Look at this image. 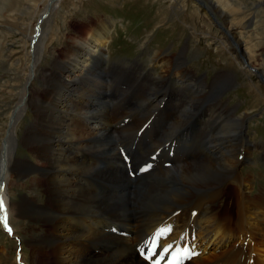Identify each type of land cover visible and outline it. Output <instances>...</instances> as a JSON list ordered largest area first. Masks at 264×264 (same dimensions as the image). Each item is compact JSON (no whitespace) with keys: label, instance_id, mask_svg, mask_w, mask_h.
I'll return each instance as SVG.
<instances>
[{"label":"bare ground","instance_id":"bare-ground-1","mask_svg":"<svg viewBox=\"0 0 264 264\" xmlns=\"http://www.w3.org/2000/svg\"><path fill=\"white\" fill-rule=\"evenodd\" d=\"M58 2L50 0L46 9L52 6L53 10ZM209 2L215 13L223 18L225 14L218 2ZM261 2L264 0L256 1L255 5ZM105 23L103 20L93 24L90 34L103 28ZM44 35L45 31L38 34L36 30L32 36L26 82L9 116L0 147V200L3 201L0 218H4L3 223L11 232L14 233L9 219L11 214L41 221L44 232L33 236L36 241L31 244L43 254L48 247L51 264H144L137 257L135 246L157 225L174 227L171 237L181 232L185 235L187 231L195 232L201 254L191 259L190 264H264V188L261 186L256 195H251L253 178L243 175L241 170L243 163L253 162L248 152L252 142H246L242 133L247 112L234 111V114L230 105L222 104L215 97L213 87L204 84L205 80L198 79L193 72L186 77L189 72L182 68L181 56L174 59L175 64L160 53H152L154 56L145 67L138 63L128 65L126 61L116 64L104 56V48L96 45H92L94 54L87 55L92 65L81 77L91 86L86 89L81 82H75L62 97L59 89L54 91L55 72L63 64L74 63L79 49L76 47L83 38L66 45L64 59L59 58L55 72L44 70L40 77L37 76L43 88L50 87V91L36 94L30 85L40 65ZM232 35L235 53L246 57L242 41ZM96 42L99 39L94 38L90 43ZM98 55L103 60L102 63L99 59L101 66L103 64L101 69ZM155 61L167 64L161 73L152 77L150 70ZM122 65H127L126 69ZM171 69L185 78L183 91L178 90L181 97H174V89H165V86L155 95L156 88ZM259 73L264 79L263 72ZM113 79L125 86L111 87L109 81ZM217 79L216 85L226 86L233 76L224 70L218 72ZM95 86L101 98L90 93ZM136 88L143 94L138 104L134 102ZM53 91L57 97L50 105ZM79 99L96 101L95 109L79 103ZM207 100L219 102V105L204 103ZM28 104L34 117L21 141L36 160L31 163L29 159L13 157L17 123ZM121 109L123 111L118 114ZM222 109L224 114L219 116ZM140 111H146L147 117L134 119ZM59 112L69 115L63 117ZM74 115L94 119L96 128L86 130L75 121ZM124 116L130 119L123 126ZM149 118L148 127L137 137V129ZM153 138L158 140L154 146L143 150L144 139ZM122 144L127 148L135 145L132 167L145 162L149 166L147 172L130 178L117 151ZM92 154L103 159L90 156ZM241 158L243 160L239 161ZM166 162L170 165L166 166ZM38 167L42 176H30L32 194L23 196L20 202H13L7 183L11 170L26 175ZM229 175V181L236 182L233 187L229 181H224ZM81 180L87 183L86 187L80 184ZM218 205H222L232 219L224 221L217 216L213 208ZM69 219L72 225L68 224ZM111 224L128 235L114 234ZM213 243L214 249L208 251Z\"/></svg>","mask_w":264,"mask_h":264},{"label":"rangeland","instance_id":"rangeland-1","mask_svg":"<svg viewBox=\"0 0 264 264\" xmlns=\"http://www.w3.org/2000/svg\"><path fill=\"white\" fill-rule=\"evenodd\" d=\"M216 1L225 14L224 19L215 13L209 0H200L203 3L200 4L203 9L196 4L195 0H59L53 10L52 6L46 9L50 0H0V147L6 136L9 116L15 110L26 82L25 76L31 61L32 36L36 34V30L38 34H43L45 31L40 65L30 85V89H33L32 92L36 94L50 91V87L43 88L41 78H39L40 73L44 70L48 73L53 72L57 63L59 65L60 60L64 59L62 54H65L66 45L75 39L83 38L76 47L79 49L74 56V63L63 64L60 70L54 71L56 83L54 91L59 89L62 97L67 93L69 86L75 82H81L86 89L91 86L81 77L92 65L87 57L89 54H94L92 45L104 48V56L116 64H120L117 63L118 61H126L128 65L138 63L145 67L150 58L154 56L153 54L158 53L164 55L166 59H171L172 64H175L177 61L174 59L181 56V66L189 72L185 75L186 77L193 72L198 79L205 80L204 84L207 83L211 88L213 87L215 97L219 98L222 104L230 105L233 113L234 111L236 113L247 112L242 133L245 135L246 142H252L253 146H250L248 152L250 151L249 155L253 157V162L243 163L241 170L243 175L253 178V188L250 194L256 195L261 186L264 188V79L259 73L262 71L264 74V2L256 6L255 2L258 0ZM103 20L106 22L104 27L90 34L92 25L102 23ZM109 21L112 23L110 26H108ZM218 23L225 31L224 33L220 31ZM231 33L242 41L241 48L245 49L246 57H239L235 53V41L233 43ZM94 38L99 39V42L90 43ZM99 59L102 60L101 55H98L101 69L103 64L101 66ZM242 60H246L247 63H243ZM165 64L167 63L155 61L150 70L152 77L161 73ZM122 67L126 69L127 65H122ZM224 70L232 74V82L226 86H218L216 85L218 72ZM229 79L231 81V78ZM184 81L185 78L182 75L171 69L165 75L163 82L159 84L160 86L156 88L155 95L165 86V89H174V97H181L178 90L183 91ZM113 83L114 86H112ZM109 84L113 88L125 86L115 79L110 80ZM95 88L96 86L91 89L90 93L101 98V94L98 90H94ZM54 91L50 105L57 97ZM142 96L143 94L136 88L135 104L139 103ZM77 101L84 106L92 105V109H95V103H97L80 99ZM206 102L215 106L219 105V102L204 101ZM28 105L25 106L17 123V143L14 144L13 157L26 158L29 159L28 163H31L36 160L32 158L26 145L21 141L22 135L27 131L34 117L31 105ZM60 108H63L61 103ZM59 114L63 117L69 115L66 112H59ZM223 114L222 109L219 116ZM74 116L75 121L86 130H94L97 126L94 119ZM137 116L134 119L146 118L147 112L140 111ZM102 125L104 126V123H101ZM72 149L74 148L71 147L70 151ZM91 156L103 159L96 154ZM242 160L241 158L239 161ZM11 171L7 180L10 199L13 202H20L23 196L28 197L32 194L30 176L41 177L42 170L38 167L27 172L26 175H18L14 169ZM230 179L231 175L224 181L227 182ZM228 184L233 187L236 182L229 181ZM243 185L246 189L249 188L244 183ZM38 191L41 192L40 189H37ZM213 210L224 221L232 219V215L222 205L215 206ZM71 216L75 218V215ZM10 218L13 225L10 224L15 228L13 234L22 240V249L19 251L20 260L26 261L27 264H51L50 257L52 256H48L49 248L45 247V254H43L39 248H34L31 244L36 241L32 239L33 236H36L38 232H44V224L41 221H31L27 217H19L16 214H11ZM67 222L69 225L73 224L72 219ZM59 230L62 232L61 229ZM213 245L214 243L209 246L208 251L214 249ZM17 248L16 240L8 235L0 225V264H19L15 257Z\"/></svg>","mask_w":264,"mask_h":264},{"label":"snow or ice","instance_id":"snow-or-ice-1","mask_svg":"<svg viewBox=\"0 0 264 264\" xmlns=\"http://www.w3.org/2000/svg\"><path fill=\"white\" fill-rule=\"evenodd\" d=\"M3 210V201L0 200V211ZM156 235H163V232L162 231H158V233ZM172 248V245L171 244H168L167 246L163 247V252H168V250ZM154 251V248L152 249H149V255H151V253ZM192 255H195V253H192ZM155 264H159V261L157 260L155 262ZM169 264H175V262H169Z\"/></svg>","mask_w":264,"mask_h":264},{"label":"flooded vegetation","instance_id":"flooded-vegetation-1","mask_svg":"<svg viewBox=\"0 0 264 264\" xmlns=\"http://www.w3.org/2000/svg\"><path fill=\"white\" fill-rule=\"evenodd\" d=\"M91 156V155H90ZM100 180V179H99ZM102 180V179H101ZM102 181H104V180H102Z\"/></svg>","mask_w":264,"mask_h":264}]
</instances>
